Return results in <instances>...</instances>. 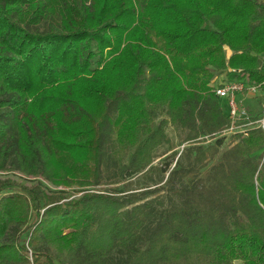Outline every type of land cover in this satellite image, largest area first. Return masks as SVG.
Wrapping results in <instances>:
<instances>
[{"label": "trees", "instance_id": "1", "mask_svg": "<svg viewBox=\"0 0 264 264\" xmlns=\"http://www.w3.org/2000/svg\"><path fill=\"white\" fill-rule=\"evenodd\" d=\"M222 73L264 81V0H0V172L25 176L0 180V264H264V133L217 136ZM152 170L178 205L136 204Z\"/></svg>", "mask_w": 264, "mask_h": 264}, {"label": "rangeland", "instance_id": "2", "mask_svg": "<svg viewBox=\"0 0 264 264\" xmlns=\"http://www.w3.org/2000/svg\"><path fill=\"white\" fill-rule=\"evenodd\" d=\"M156 39L159 41L158 36L156 37ZM227 54H230V52L227 51ZM227 71H230V69L228 68ZM227 80L228 79L226 78V74L222 73L221 75L216 76L215 79L211 81V86L214 81L215 83H217V82H225ZM256 94L257 95H254L255 97L254 96L248 97L246 95L245 97L244 95L239 94L237 95L236 100L241 106L247 108L250 111V113H253V114L261 113L264 110V91L260 90V92ZM219 104H220V107H222L223 112L225 114H228L229 107L227 105V100L225 98H220ZM166 133L168 137H170L171 139L172 147L169 146V143L168 144L165 143V144L160 145V147H158L154 151L155 154H154L152 165H155L156 167L162 164L164 165L165 162L167 161L169 162L171 161V159H174V157H176V155L178 154L177 151L180 149L181 146H183L182 143L185 141V135L187 132L181 129L177 125L169 124L166 127ZM227 141L228 139L226 140V142H224L222 146L219 147V150H218L219 152L213 159L207 160L204 167L197 169V170L191 169L192 166L190 164V158L187 157V154H183L181 157L180 166H182L183 170L186 172L184 175L180 176V179L179 178L175 179L174 188L176 189L182 186H190V184H193L195 182V179L203 178L204 173L212 166V164L217 162V160L219 159L224 149H226L227 147H230L231 144H233V142L228 143ZM162 155L165 157L163 160L162 159L160 160V156L162 157ZM15 174L18 177L19 176L25 177L22 173H20L17 170H15V172L1 171L0 180L7 176L12 177ZM162 178H163L162 172L157 171V170L149 171L144 175L138 174L134 176L132 179H133V182L135 183L132 185L131 191L143 192L147 188H154V187H156V189H159L156 192L148 194L147 197L143 196L141 199H139L136 202V204H142L143 202H146V203L149 202V206L153 208L154 212H156V210L160 211V209H162V207H165V206L178 205L180 203L179 196L175 195L173 192H170L169 189H167L166 187H163V186H167V184H165L164 181H162ZM59 188H64L70 192H73L74 189H78V187H75V186L72 188L59 186ZM4 193H7V192H2L1 194H4ZM140 196L142 195L140 194ZM113 209L114 208L112 207V208L107 209L106 211L109 212ZM148 209L149 207L145 209L144 211H148ZM235 264H242V263L240 260H236Z\"/></svg>", "mask_w": 264, "mask_h": 264}, {"label": "built area", "instance_id": "3", "mask_svg": "<svg viewBox=\"0 0 264 264\" xmlns=\"http://www.w3.org/2000/svg\"><path fill=\"white\" fill-rule=\"evenodd\" d=\"M212 90L219 97L226 98L228 100L229 107V121L228 127L220 131L217 136H226L227 138L232 134L245 135L250 129H262L264 133V113L257 118H253L248 114L247 108L241 106L236 97L239 94L248 95L255 94L264 91V81H242V80H227L225 82L215 81L212 84ZM247 93V94H246ZM246 97V96H245ZM183 146H181L182 148Z\"/></svg>", "mask_w": 264, "mask_h": 264}, {"label": "crops", "instance_id": "4", "mask_svg": "<svg viewBox=\"0 0 264 264\" xmlns=\"http://www.w3.org/2000/svg\"><path fill=\"white\" fill-rule=\"evenodd\" d=\"M255 94H248V95H246V96H248V97H252V96H254ZM255 97V96H254Z\"/></svg>", "mask_w": 264, "mask_h": 264}]
</instances>
